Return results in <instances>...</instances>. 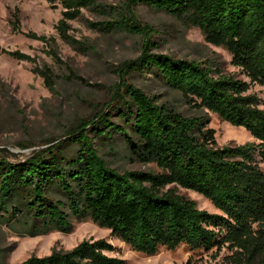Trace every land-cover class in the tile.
<instances>
[{
  "label": "trees",
  "instance_id": "trees-1",
  "mask_svg": "<svg viewBox=\"0 0 264 264\" xmlns=\"http://www.w3.org/2000/svg\"><path fill=\"white\" fill-rule=\"evenodd\" d=\"M41 1L60 8L55 29L68 42L67 23L83 10L108 17L91 27L141 41V56L119 69L120 77L146 72L186 105L244 129L259 144L217 148L206 117H184L122 84L97 116L69 130L63 145L21 162H11L0 149V225L35 237L68 234L73 220L87 219L137 254L180 246L205 253L226 249L224 264H264V172L255 164V156L264 158V102L246 94L250 85H264V0H126L118 8L105 5L107 0ZM139 6L198 29L207 44L227 51L249 83L207 64L152 54L158 33L139 23ZM13 19V31L20 33L16 14ZM3 53L33 62L19 52ZM34 73L52 88L48 71ZM119 146L130 160L153 164L159 173L111 168L105 151L113 155ZM178 189L207 200L219 214L198 210ZM113 251L106 241H83L71 251L23 264H125L108 256Z\"/></svg>",
  "mask_w": 264,
  "mask_h": 264
},
{
  "label": "rangeland",
  "instance_id": "rangeland-1",
  "mask_svg": "<svg viewBox=\"0 0 264 264\" xmlns=\"http://www.w3.org/2000/svg\"><path fill=\"white\" fill-rule=\"evenodd\" d=\"M125 1L107 0L105 5L118 8ZM60 13L59 7H51L41 0H0V149L6 151L5 156L11 162L25 161L40 150L63 145L69 130L97 116L122 84L142 91L159 104L171 106L184 117H206L207 128L215 133L217 148L258 146L244 129L229 128L215 115L186 105L179 93L167 90L150 74L129 72L120 77L118 70L141 56L140 38L98 31L91 24L105 22L108 17L83 10L79 19L67 23L71 41H64L55 29ZM14 14L20 33L13 31ZM136 15L141 25L158 33L153 35L157 49L152 54L207 64L221 75L249 83L231 65L227 51L207 44L198 29L144 6L136 8ZM26 33L42 36L47 41L27 39L23 36ZM3 52H19L33 62L17 61ZM35 70L49 72L51 89ZM246 94L264 102V85H250ZM105 153L108 165L121 173H159L153 164L130 160L121 146L113 155ZM255 164L264 172V158L255 156ZM177 193L193 201L198 210L219 214L202 197L183 189ZM100 240L114 248L109 257L125 264H224L229 254L226 249L205 253L180 246L173 252L162 248L153 256H145L133 252L108 230L86 219L73 220L68 234L49 232L35 237L0 225V264H23L31 258L48 257L52 251H71L83 241Z\"/></svg>",
  "mask_w": 264,
  "mask_h": 264
},
{
  "label": "bare ground",
  "instance_id": "bare-ground-1",
  "mask_svg": "<svg viewBox=\"0 0 264 264\" xmlns=\"http://www.w3.org/2000/svg\"><path fill=\"white\" fill-rule=\"evenodd\" d=\"M227 126H228V125H227ZM229 128H232V127L229 126Z\"/></svg>",
  "mask_w": 264,
  "mask_h": 264
}]
</instances>
